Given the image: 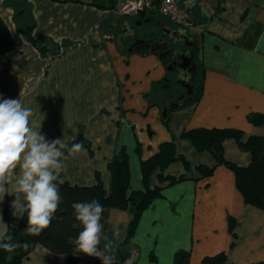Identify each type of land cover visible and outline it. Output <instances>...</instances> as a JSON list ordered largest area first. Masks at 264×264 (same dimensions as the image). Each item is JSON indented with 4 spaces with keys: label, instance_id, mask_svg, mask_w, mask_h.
Listing matches in <instances>:
<instances>
[{
    "label": "crops",
    "instance_id": "obj_1",
    "mask_svg": "<svg viewBox=\"0 0 264 264\" xmlns=\"http://www.w3.org/2000/svg\"><path fill=\"white\" fill-rule=\"evenodd\" d=\"M27 1L35 20L32 39L50 38L60 51L43 54L18 29L14 10L0 0V17L15 41L13 50L0 54V97L20 98L31 107L33 127L41 125L48 140L63 138L71 147L82 135L86 142L83 152L73 157L64 150L62 181L94 186L99 176L109 193L108 165L125 147L130 156L131 193L145 189L142 161L158 153L161 144L174 142L177 156L184 159L164 171L158 168L151 176L150 187H161L162 197L142 214L127 244L132 211H108L101 251L106 253L107 236L112 250L106 254L123 259L128 251L136 250L134 264H173L176 252L182 249L191 250L190 264H201L204 257L222 252L234 264L264 262V212L244 202L232 170L181 138L184 131L196 128L239 129L244 132L243 140L264 134V127L248 120L251 113L264 114V0H181L195 21L186 30L204 68V84L200 101L173 112L168 128L162 122L161 106L166 95L157 99L146 96L155 83L167 74L172 77L173 72L180 85L178 68L168 70L171 53H147L150 43L128 49L129 43L118 40L117 34L122 35L118 32L127 27L140 35L156 28L187 49L166 33L167 28L175 31L181 27L162 17L158 9L142 18H122L98 8L95 0ZM143 25L146 30L142 32L139 27ZM224 152L226 160L237 166L251 163L250 154L241 151L233 139L224 142ZM200 166L215 171L204 177ZM161 174L183 179L162 183ZM14 199L5 195L0 201V233L20 225L22 217L12 215ZM229 217L235 219L236 237L230 232ZM113 228L119 229V237L114 236ZM68 261V255L38 245L22 264ZM77 264L97 262L80 256Z\"/></svg>",
    "mask_w": 264,
    "mask_h": 264
},
{
    "label": "trees",
    "instance_id": "obj_2",
    "mask_svg": "<svg viewBox=\"0 0 264 264\" xmlns=\"http://www.w3.org/2000/svg\"><path fill=\"white\" fill-rule=\"evenodd\" d=\"M159 1H156L155 8L141 13L136 16L142 18L147 12H153L159 8ZM6 5L14 10V22L18 29L32 41L34 45L43 54H58L59 45L54 43L50 38L41 37L32 39L31 34L35 26V20L32 13V6L27 0H5ZM95 5L106 11L112 12L116 5V0H95ZM162 16V15H161ZM164 17V16H162ZM165 18V17H164ZM166 19V18H165ZM168 20V19H167ZM14 38L0 17V54H5L14 49ZM195 46L191 49L194 53V68L191 71L192 79L190 81L191 93L186 98L179 101L178 109L193 105L200 101L203 92L204 84V68L197 61L195 54ZM174 89V80L171 75L167 74L161 81L153 85L152 92L147 98H165L163 101L162 110L169 107L167 116H162V122L168 128L171 120V115L177 110H172L169 104L170 93ZM152 104H150L151 106ZM250 123L257 127H264V114L251 113L248 116ZM244 132L235 128H196L184 131L181 138L189 140L198 152H209L216 159L218 165H224L235 174L236 187L242 195L244 202L248 205L256 207L264 212V134L251 135L247 140H243ZM227 139L236 141L239 149L249 153L251 163L247 167H240L229 162L225 158L224 142ZM74 143H82L86 146L82 135ZM137 152H141V144L137 145ZM183 159L176 154V146L174 142H165L160 145L158 153L154 154L146 161H142V175L144 190L133 191L130 189V156L125 147L115 154L110 161L108 168L111 176L110 192L107 193L103 183L98 176V182L94 186H73L68 182H63L61 177L58 180L59 194L61 196L60 205L55 212L50 226L43 230L39 236H32L25 233L28 227L27 213L21 219L17 229H10L7 236H10L11 242L17 247L9 252L0 248V264H22V261L29 256L34 249L41 245L54 254H63L69 256L68 264H77L80 256H85L81 252H77L76 237L82 230L79 221L76 220L73 202H88L97 200L103 205L104 211L102 214L101 224L103 230L106 224L108 211L110 209L127 210L130 209L133 218L129 225L128 239L125 244L135 235L142 214L153 204V202L162 197L161 187H150V178L159 168L164 171L170 164ZM184 160V159H183ZM186 165L188 163L184 161ZM200 173L204 177L212 176L215 168L206 166L198 167ZM183 178L176 179L174 177H164L160 175L161 182L169 181L174 184ZM7 216V212L5 213ZM236 226L235 219L229 217L230 232L233 237H236L234 232ZM101 250V249H100ZM123 259L115 257L118 262L125 261L130 257L131 251ZM192 256L191 250H179L176 252L173 264H190ZM201 264H234L228 261L226 252L216 254L214 256H206L201 261ZM264 264V262L260 263Z\"/></svg>",
    "mask_w": 264,
    "mask_h": 264
},
{
    "label": "clouds",
    "instance_id": "obj_3",
    "mask_svg": "<svg viewBox=\"0 0 264 264\" xmlns=\"http://www.w3.org/2000/svg\"><path fill=\"white\" fill-rule=\"evenodd\" d=\"M33 116V109L26 107L20 98L0 97V201L5 195L14 196L12 215L23 217L27 213L25 233L39 236L50 226L61 202L57 182L65 170L64 150L75 157L84 151V146L73 143L69 147L63 138L48 140L41 132V125L33 127ZM72 208L82 226L75 250L85 256L100 257L103 205L97 200L77 201L72 203ZM113 234L119 237V229L113 228ZM11 239L0 233V248L15 250L17 246ZM104 239L108 241L104 247L107 253L112 250V241L107 236ZM108 259L105 255L103 264Z\"/></svg>",
    "mask_w": 264,
    "mask_h": 264
},
{
    "label": "built area",
    "instance_id": "obj_4",
    "mask_svg": "<svg viewBox=\"0 0 264 264\" xmlns=\"http://www.w3.org/2000/svg\"><path fill=\"white\" fill-rule=\"evenodd\" d=\"M117 5L112 11L118 17H136L143 12L155 8L156 1H159V13L174 25L190 29L194 27L195 21L188 6L183 7L181 0H116ZM108 38V37H107ZM107 255L109 259L106 264H134L138 255L136 250L131 252L129 258L118 262L115 257L101 251L100 257H92L97 264H103V259Z\"/></svg>",
    "mask_w": 264,
    "mask_h": 264
},
{
    "label": "flooded vegetation",
    "instance_id": "obj_5",
    "mask_svg": "<svg viewBox=\"0 0 264 264\" xmlns=\"http://www.w3.org/2000/svg\"><path fill=\"white\" fill-rule=\"evenodd\" d=\"M122 33L123 35L117 34L118 40H124L126 45L129 43L128 49H137L139 48L140 45L145 46L146 43L154 44V49L159 50V51H166L169 50L171 47L174 49H180V54H185V48L180 47L179 45L173 43L172 40H169L162 32L157 31V29H152L144 33V35H140V32L137 29H132V28H125L122 31L118 32ZM123 37V38H122ZM126 37V38H125ZM152 44V45H153ZM151 45V46H152ZM172 77L174 80V89L170 93L169 99H170V106H173L177 104L180 99L182 100L186 98V96L189 94V90H186L183 88V86L178 84L177 77L175 76V73H172ZM181 82V80L179 81ZM178 105V104H177Z\"/></svg>",
    "mask_w": 264,
    "mask_h": 264
},
{
    "label": "water",
    "instance_id": "obj_6",
    "mask_svg": "<svg viewBox=\"0 0 264 264\" xmlns=\"http://www.w3.org/2000/svg\"><path fill=\"white\" fill-rule=\"evenodd\" d=\"M166 33L170 37H175L177 41H181V43L187 47V49L185 50V54H180V51L177 49H174L173 47H171L166 52L171 53L170 62L168 64V70L172 71L174 70L173 68L177 67L178 77L181 76L182 78V81L180 82L181 85L183 86L184 89L189 90V93H191L192 92L191 91L192 87L190 85V81L192 79L191 71L195 66L194 61H193L194 55L191 52V49L195 46V43L188 36L186 29L180 28L178 30L171 31L170 29L167 28ZM149 52H159V51H156V49H154V44H153L150 51H148L147 53ZM179 58L181 62L179 61ZM180 100H182V98ZM178 107L179 105L175 104L171 106V109L177 110ZM168 111H169V107H166L162 113V116L166 117L168 114Z\"/></svg>",
    "mask_w": 264,
    "mask_h": 264
},
{
    "label": "rangeland",
    "instance_id": "obj_7",
    "mask_svg": "<svg viewBox=\"0 0 264 264\" xmlns=\"http://www.w3.org/2000/svg\"><path fill=\"white\" fill-rule=\"evenodd\" d=\"M159 4H160V2H158V5H159ZM136 23H138V24H139V23H140V21H138V22H136ZM139 28H141V29H140V31H142V32L146 30V27H145V25H143V27H142V26H140ZM93 259H94V258H93Z\"/></svg>",
    "mask_w": 264,
    "mask_h": 264
}]
</instances>
